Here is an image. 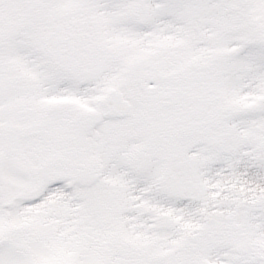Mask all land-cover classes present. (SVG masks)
<instances>
[{
	"label": "snow or ice",
	"instance_id": "6c2138e0",
	"mask_svg": "<svg viewBox=\"0 0 264 264\" xmlns=\"http://www.w3.org/2000/svg\"><path fill=\"white\" fill-rule=\"evenodd\" d=\"M0 264H264V0H0Z\"/></svg>",
	"mask_w": 264,
	"mask_h": 264
}]
</instances>
